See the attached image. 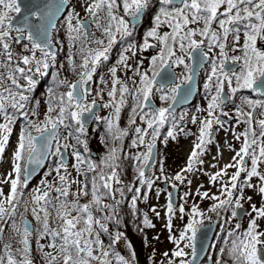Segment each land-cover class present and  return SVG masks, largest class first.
I'll list each match as a JSON object with an SVG mask.
<instances>
[{
    "label": "snow or ice",
    "instance_id": "6c2138e0",
    "mask_svg": "<svg viewBox=\"0 0 264 264\" xmlns=\"http://www.w3.org/2000/svg\"><path fill=\"white\" fill-rule=\"evenodd\" d=\"M124 16H118L114 10L120 7L117 0H91L85 6L86 13L95 21L96 28L102 29V35L107 40L105 45V39L94 38V33L89 30L88 21L82 20L79 13L74 9L68 11L65 17L66 29L68 33V39L70 42H75L80 37L85 40L91 39L92 43H95L99 48L95 51L89 50L87 56L82 59V63L79 65L81 71H79V79L75 82L69 83L67 80H60V84L67 85L68 91L60 94L57 98L55 106L52 100L47 101V115L45 121L42 124H37L31 120H28L29 113L22 112V115L27 121L25 132L21 134L18 147L14 153L12 161V172L8 174V179L0 181V183H10V193L7 197H4L2 191H0V221L7 223L6 217L13 219L15 217L16 204L18 197V187H26L29 177L36 172V168L29 170L27 165H36L37 167H43L44 161L50 155H56L60 157V162L55 169L59 176L61 186L56 187L55 191L59 194L55 199L58 202L59 207L56 209L57 218L62 221L59 230L50 229L49 227V215L46 207H41L39 212L36 207L32 209L33 217L42 224L43 232L41 235L48 234L52 237V243L49 247L57 250V255L46 253L45 258L47 264H58L59 260H62V264H92V261H97L98 264H111V261L107 259L110 255L109 251L103 249L102 241L99 239V233L94 231V226H98L100 231L108 232V228L101 219L94 218L92 213L93 206H101L103 197H108L113 201V204H103L100 210H111V215L103 217L104 220L114 221L119 223L116 218V206L121 203L124 198V188H113V183L121 184L119 179L117 168L118 165L115 161L118 159L117 148L112 147L109 149V153L102 163L109 167L111 171L104 173L103 170L97 173L99 165L86 160L80 151L74 150L72 155L76 160V164L73 167L80 172V166L87 164V171L93 172V178L91 181V192L88 191V185L84 184L82 187H78L75 192H70L71 185L73 183H79L78 181H70L67 175H60V170L64 169L67 173V164L65 163V157L61 152V148L65 151L70 147L67 143L60 145L57 140L56 130L58 125H64L65 127H74L75 139L78 144H83L85 149L87 148L86 141L81 139L87 133L86 123L87 120L102 119L96 116L94 113V107L96 100L93 99L91 103H85L88 95L91 93V88L88 86L93 79V75L97 71V67L103 62L109 59L108 53L113 44L116 43L117 35L121 38L131 36L132 29L136 26L135 23L130 25V22L125 19V16L131 17L132 21L140 22L142 17L152 6V0H121ZM71 0H55L42 7L38 4L32 5L27 9V14L22 13V7L19 0H0V44L7 55L9 62L12 61L13 55L11 51H8L10 45L5 42L13 31L14 22H19L22 27H16L14 30L17 33L15 42L22 43L25 39L31 43L32 57L23 56L21 62L23 65L28 66L35 62V69L33 75H26L25 67H20L19 64L14 69V72L8 75V79L11 80L12 85L16 88H23L17 79L16 74L26 81V88L24 91L31 92L37 81L35 74L41 76L47 74V70L50 67V63H54L56 60V52L52 47V31L56 28V19L59 14L67 10ZM160 7L157 14L154 16V26L146 33L142 49L149 47H155L156 45L150 44L148 38H153L160 45L159 52L156 56L151 58V75L148 71L140 72L139 68L135 69V75L139 77V84L136 85V81L133 80V84L136 85L134 90H130L127 85L123 84L117 77V67L113 66L109 69L112 77V88L108 92V96L112 98L109 103H106L104 107L114 108V119H107V127L109 132H112L116 128L114 120L119 119L121 107L125 104V94L131 95L134 101L132 108V117L130 124L136 123V116H139L140 120L147 124V129H152L151 138L153 142L147 144V151L144 153L135 154L132 159L138 161L136 171L138 173L137 180L140 185H146L151 189L154 181L151 178H146L145 169L149 166V161L153 157V151L155 148L154 141L159 134V127L164 125L169 116L172 114V104L168 107H160L158 109L152 108L149 105L150 98L153 96L154 89L160 93L159 99L167 102L169 100L175 103L180 89V84H172L170 87H165L161 84L159 88L156 87V77L161 76L162 71L170 67L171 65H183L190 73H194V69L185 62L187 59H192L193 54H199V50L202 46H207L209 52L213 48L219 49V60L213 59L211 64V74L208 76L209 83L204 85L205 89L211 88V82L215 78V94L211 95L210 102L208 104L207 112L208 118L201 121L199 128V135L197 142L194 144L191 154L188 158L187 165L180 173H177L174 177H164L165 181L168 179L179 181L183 183L186 179V173H192L197 171V164H202L201 157L207 149V145L213 142L212 130L213 125H219L223 127L224 122L217 116L216 110L221 109V106L226 100H231L232 96L229 95L226 98L221 96L224 87V81H227L231 85V77L228 73L224 72V64L229 59L226 52V41L230 34L234 44H238L240 41V25H243L245 31V41L242 46V56H232L230 59L233 63L242 61L241 71L232 73L237 81V87L232 89L235 93L238 89H250L253 92L264 96V50L257 48L258 40L264 41V0H159ZM107 10L105 25H101L98 13L103 10ZM13 14H18L14 17ZM32 17H36L40 20V23H33ZM220 17H223L222 19ZM73 20L76 21L73 24ZM214 23L218 24L219 31L212 28ZM162 25H167L171 31L161 33L159 30ZM190 25H197V27H190ZM202 25V27L200 26ZM200 37V39H196ZM133 46L124 51H130ZM43 53V59L35 58V51ZM237 47H233L232 51H237ZM83 51V48L81 49ZM208 54L203 53L201 60L207 59ZM90 57V58H89ZM128 57L121 53L118 63L124 67H128ZM69 65L72 70H76L74 61L69 56ZM63 67V65H61ZM27 72H33L32 67L27 68ZM57 74H54V79ZM223 77V79H221ZM165 79V77H161ZM193 79V75H187L183 77L182 82L187 83ZM103 82V78H101ZM117 85H120L117 89ZM4 91L8 92V97L0 94V113L4 114V119L7 123H0V157L5 151V146L8 143L9 135L11 134L10 125L14 122L15 116L8 115L6 113L4 101L10 99L12 101L11 107L17 111H22L29 97L24 94V91L13 93L10 89L5 88ZM51 92V90H49ZM119 91L120 99L117 101L116 95ZM37 106L39 101L36 102ZM247 103L251 107L264 104L259 100L246 99ZM59 108L58 116L54 119L50 114ZM139 110V111H137ZM65 113L68 115L66 116ZM88 113L89 116L85 118L84 114ZM32 115H36L33 110ZM222 115L227 116L228 113L222 112ZM237 115L247 116L248 119L245 123L251 125L252 113H243L237 108ZM70 118L74 122V125H66L65 120ZM192 122H196V117L192 118ZM260 132L257 133L254 129L249 127L244 133L240 134L244 137L243 144L239 151L233 156V163L225 165L223 169L209 176L210 182H217L224 175H226L227 168H235L236 171L231 175L229 183L222 184L221 195L225 198L221 199L220 196L209 195L208 192L198 193L202 198H208L215 203L207 210L208 212H216L219 215V209L227 210L232 207V217L235 218L238 215L236 209L242 208L241 201L244 199V188L254 187L251 183L253 177H258L260 181L264 182V175L258 170V164L264 162V119L259 120ZM51 126L52 131H49L48 126ZM29 128H34L36 132L40 133L39 142L36 136H33ZM147 129L137 126L134 131L136 138L132 140L133 147H139L145 144V135H147ZM182 131V130H181ZM116 133H113V139H121L127 135V131L119 130L116 128ZM47 133V135H45ZM73 133L69 132V136ZM240 135L235 138L240 139ZM167 138H175V132L169 130ZM57 141V147L55 151H51L52 141ZM101 142H104V138H101ZM39 143V146H38ZM25 153L27 154V165L22 167L21 162L25 160ZM251 160L250 169L247 167V159ZM23 173V180L21 174ZM241 173L245 174V179L240 180ZM14 174V178H13ZM98 177V180H97ZM190 184L191 181L189 180ZM48 188H52V185H47ZM175 187V184H173ZM103 189V191H101ZM39 191L38 189L36 190ZM128 192H133L131 197L130 207L135 210L137 200L140 198V187H127ZM261 195H264V183L258 188ZM119 193L121 200L116 199V193ZM91 195V201L86 204H79L80 196ZM49 191H44L42 194L34 195L33 201L36 205H40L41 201L45 204L50 203ZM74 199L69 200V196ZM185 197L188 193L184 194ZM171 197V193H169ZM61 197L63 199H61ZM147 197L145 196L144 199ZM248 199H251L249 197ZM7 205V207L5 206ZM184 207L179 208L181 214L184 213ZM40 212H43V219ZM75 212L76 215H72ZM155 212V209H153ZM252 212L256 213L246 229V231L240 235L235 232H229V236H235V239L231 241V248L229 250L234 264H264V231H259L257 219L264 217V207L257 209L252 206ZM158 216L159 213L157 212ZM174 215L173 204L170 202L167 205L168 223L167 227L171 231L172 216ZM250 215V213H249ZM210 217L206 216V213L199 209L197 205H193L190 211V219L185 225L184 229L180 232L179 237H169L174 244L177 245L175 251L171 253L172 257L180 258L179 264H195L197 260L196 241L197 234L200 232L204 225V219ZM143 224L146 227H153L151 221L147 215L143 218ZM12 227L15 231L20 232V229L16 227L15 220L13 219ZM240 227L239 224L236 225ZM4 232V228L0 226V234ZM32 233V227L30 222L24 220L21 243L23 244L22 251L27 254L29 249V236ZM122 233L117 232L112 243L119 241L122 238ZM59 239L60 244L57 248L56 240ZM181 242H185L184 247L190 251L186 252L184 248L179 247ZM93 245L100 247V255H95V249ZM7 264H17V261L11 254V246L5 245ZM111 247V245H109ZM131 248V244L128 245ZM223 251V249L221 250ZM165 257H168V253H164ZM118 264H130L129 260L115 253ZM191 256V259H185V257ZM133 260L135 259V253H132ZM0 264H5V258L0 257ZM22 264H32L30 259L25 258ZM168 264H175V261L171 258L168 259ZM217 264H220L217 261Z\"/></svg>",
    "mask_w": 264,
    "mask_h": 264
},
{
    "label": "rangeland",
    "instance_id": "374dc122",
    "mask_svg": "<svg viewBox=\"0 0 264 264\" xmlns=\"http://www.w3.org/2000/svg\"><path fill=\"white\" fill-rule=\"evenodd\" d=\"M156 1L159 2V0H152V5L157 4ZM90 2H91V0H73L72 5H71L72 7H71L70 11L72 9H74L77 13H79L80 18L82 20H86V16H88L90 14L86 13L85 6L87 3H90ZM159 7H160V4L155 5L149 9L147 16H146L147 23H146V26L144 28V32L142 30H137V31L133 32L132 36L134 37V39H132V41H131L132 44H130V42L127 41V40H131V38H132L131 36H127V38L123 37V38H126L125 43H128V46H133L131 49L132 51L134 50V48L136 49L135 52L132 54L129 51L131 56L130 55L127 56L125 54L128 57L127 62H130V61L136 62V58H138V56L141 53H147L148 57L144 61V64H147L148 61L149 62L151 61V57L155 56L156 52L157 53L159 52V50L151 52L150 48H147V49H144V51H141L138 47L144 43L143 40H145V38H146V33L149 30H151V28L154 26V16L157 14ZM114 12L118 16H124L125 15L124 12L117 11V9H115ZM106 16H107V14H106ZM65 17H64V19H62L59 22L60 25H62V24L66 25ZM220 18L222 19L223 17H220ZM104 20L107 23L106 17H104ZM75 23H76V21L73 20V24H75ZM200 26L202 27V25H200ZM215 26L217 27V25H215ZM194 27H197V25H194ZM159 31L161 33H164V32H170L171 29L167 25H162ZM16 36H17V33L14 30V37H15L14 38V47H16L19 44V43L15 42ZM59 38H61V37H59ZM148 39L150 40L149 41L150 44L159 45L156 42V40H154L153 38H148ZM25 40L22 42V44L25 42ZM135 41L137 43H134ZM258 43L259 42H257V44ZM136 44H138V46ZM24 48H26V47H24ZM257 48H258V46H257ZM18 49H19V51H21L20 49H22V48H18ZM241 52H242V50H241ZM113 55H114V53H113ZM242 55H243V52H242ZM24 56H29L31 58L32 54L29 55V53L28 54L25 53ZM40 56L41 55H39L38 52L35 51V58L37 59ZM59 56L64 61L63 54H59ZM109 56L111 57V60L114 61L113 64H114V66L117 67V70L118 69L122 70L123 74L121 73L120 75L117 76V73H116V77L123 84H125L127 86H129L128 84L132 85L133 80L136 81V85L139 84V77L138 76H136V75L132 76L134 79L125 77L123 65H120L118 63L119 56L115 57V58H112L111 55H109ZM40 59H42V58H40ZM213 59H217V60L219 59V52H216L212 56V59L210 61V65L212 64ZM227 61H230V60L228 59ZM185 62L188 64L189 59L186 58ZM237 63H239L241 65L242 61H239ZM146 68H149V67H147V65H145L144 69H146ZM151 68H152V66H151ZM139 70L142 71V68H140ZM185 71L187 72V70L184 68L183 65L178 66L177 73L182 74L181 76H178V83H180V84L184 83V82H182L183 77L189 75V72H187L188 74H185L183 76V72H185ZM239 72L240 71H238L236 73L238 74ZM210 74H211V70L209 71V68L205 67V69L203 70L202 75L200 77V81H201L200 89H201V91H214V90H216V89H214V87H215L214 85L216 84V81L214 78H213V81L211 82L210 90L205 89V87H204V85L206 83H209L208 76ZM229 76L231 77L232 87L233 88L236 87L237 81H236L235 77L232 76V74H230ZM111 79H112V77L110 75L109 82L112 81ZM116 87H117V89H119L120 85L116 86ZM132 87L135 88L134 86H132ZM111 88H112V84H110L108 87H105L104 89H106V91H110ZM154 92H155V89H154ZM117 93H119V91H117ZM44 100H45V102H47L50 100V98L46 97V98H44ZM102 104H103V102H102ZM4 105H5L6 113L10 116L14 115L15 120L10 125L12 131H11V134L9 135L8 143L5 146V151L2 154V157H0V181L8 179V174L12 172V161H13L14 153L18 147V143H19V139H20L21 134L25 132L24 126L22 124H20L19 121H17V120H19V115L18 114L16 115L17 111L11 107V102L10 103L6 102ZM104 105L105 104H103V109L101 111L102 117H105L108 112H109V116L111 115L110 114L111 112L114 113V108H111V107L106 108V107H104ZM261 107H262V115L260 116V120L264 119V104ZM50 115L53 118H55V114L51 113ZM44 117L45 116H41L39 119L40 121L38 120V122H36V123L42 124L43 123L42 119ZM122 117H123V112L121 110L119 118L122 119ZM131 117H132V115H131ZM120 119H118V120H120ZM24 120H26V119L24 118ZM44 120H45V118H44ZM121 122H122V120H121ZM0 123H7V121H5V119H4V114H2V113H0ZM134 126H135V128L137 126H139L141 128L147 129V124L144 122L141 123L138 120H136V123L134 124ZM147 130H148V132H147L146 137H149L147 139V141H148V143L153 142L152 138H151L152 129H147ZM28 131H30L32 133V135L34 133H37L34 128H32V129L29 128ZM159 136H160V134H158L157 138H159ZM220 139L222 140L223 137H221ZM57 140L60 142V145H63L65 143L70 145V139H68V134L66 131H62L58 135ZM163 145H164V147H168L170 144L169 143H163ZM178 145L179 144L170 145L168 148L169 152H171L173 155H176L177 157L179 156L180 152H178L176 154L174 152V150H175L174 148H178ZM55 146L57 147V142H56ZM143 149H144V145H140L139 147H133V148L131 146L130 158H132L135 154H137L138 151L139 152L143 151ZM68 150L70 153L71 165L69 168H67V173H65V171L63 169V170H61V174L62 175L64 174V175H67L68 177H70L72 175H75L76 174L75 172H77V176H78V171L73 167V165L76 164V160H75L74 156L72 155V152L75 149L72 150V148L69 147ZM54 151H55V149H54ZM227 151H228V153L225 150H220L218 152V158H215L214 156H213V158H205V160L207 162L206 167H203L202 164H198L200 166H196V168L198 169L197 171L185 174L186 175L185 181L178 185V187L180 188L179 194H178L179 202L177 201V204L173 207L174 208V215L172 216L171 231H169L168 227L166 226L168 223V216H167V206H165V204H167V202H168L169 194H168V190L163 189V187L161 188V186L165 183L164 177L171 178V177H174L177 173H179V172L174 171L172 169V167L170 166V164L172 162H178L179 158H170L171 155L169 156L170 159L161 158L160 164H159V166H156L154 173H156L160 169V170H163L165 172V175L158 182V188L157 189L155 188L157 200L155 199L156 196L154 195L153 196V206H151L150 210L148 211V215L150 217L147 216L148 219L151 221V224L153 225V227L144 226L143 220L140 222V225L141 226L143 225L142 230L144 231L143 232L144 238H142L144 249L148 252L149 255H151V257H153V261L156 264H168L169 258L174 260L175 264H179L180 258H175V257L171 256V253L176 250L177 245L174 244L172 242V240L169 239V237H170V235L174 236L176 238L179 237L180 232L184 229L185 225L187 224L188 220L190 219V217L188 215V211H189V209L191 211V208L194 204L197 205L200 210L204 211L206 213L207 217L213 216V218L218 223L221 224L220 235L215 238V241L213 243V249H212L211 254H210V256H212L211 258H213V260H214V264H217V261H219L220 264H224L226 262V260L231 257L229 250L231 248V241L233 239H235V236L230 237L229 232L230 231L235 232L238 229L236 227L237 221L231 215L232 207H229L227 210L219 209L218 210L219 215H217L216 212H208L207 210L213 205V203H215V201L208 199V198H202L201 195L198 194V193L208 192L210 196L211 195L218 196L217 193L221 194L222 184L229 183V179H230L231 175L236 171L235 168H228L227 170L229 172H226V175H224L217 182L213 183V182H210V180H209V176L211 175L210 174V167L212 165H214L213 169L215 171L218 168H220L219 170H221L225 167V165L233 163L232 158H233L234 154L229 149ZM26 158H27V154L25 153V159ZM219 158L221 159L220 161H219ZM247 159H248L247 167L250 169L251 160H250V158H247ZM22 162L24 163L25 160ZM23 163H21V164H23ZM23 166H24V164H23ZM57 166H58V164L51 165L49 171L50 170L55 171ZM180 167L183 168L184 166L180 165ZM257 170L262 175H264V162L258 164ZM131 171L132 170H130L126 174V176L129 178H134L137 174H133ZM13 178H14V174H13ZM244 179H245V174L241 173L240 180L243 181ZM189 180L191 181L190 184L188 183ZM170 183H172V182H170ZM251 183L254 185V187H251V188L245 187L244 188V193H243L244 199L241 201L243 208L246 209V214H247L246 226L249 224L250 220L256 216V213L252 212V206L254 205L257 209L264 207V195H261L258 191V188L264 182L260 181V179L258 177H253L251 180ZM128 186H130V185H128L124 181V187H123L124 188V198H129V196L131 194L130 192L127 191ZM37 189L39 190L38 192L36 191ZM44 190H45V183L37 182L31 188L26 190L25 192L23 191V187H18L17 191L22 193V196H21L22 199L26 200V202L31 203L32 206H30V207H31V209H33V207H36V206H34L35 203L33 201L34 195L42 194L44 192ZM0 191L3 192L4 197H7L8 194L10 193V183H0ZM150 192H151V189L147 188L145 196L149 197ZM185 193H188V195L186 197L184 195ZM119 196L120 195L116 193V199L117 200H120ZM158 197L160 198L159 200H158ZM220 197H221V199L225 198L224 196H220ZM249 197H251V199H248ZM17 199H18V197H17ZM181 206H183L184 210H185L183 214H181L179 212V208ZM36 208L38 210V207H36ZM153 209H155V212H153ZM128 212H129V214H128L129 216L134 215V214H138L132 208H129L128 211H126V213H128ZM157 212L159 213L158 216L156 215ZM122 213L125 214L124 208L123 207L119 208L117 206L116 207V217L121 216ZM249 213H250V215H249ZM205 219H207V218H205ZM205 219H204V221H205ZM257 224L259 226L258 230L264 231V217L258 218ZM2 225H3V221L0 222V226H2ZM246 226H245V228H246ZM127 228H128V226H127ZM127 228L124 226V229H121L123 234H125V233L127 234L129 232ZM10 231L14 233L15 230L13 229V227H10ZM41 239H42V237L39 236L37 239H35V242H34L35 245L37 244L38 249H45L46 253H49V251H50V252H54V254H56V252L51 247H49L50 243H52L51 240L49 238H47L46 240H44V239L41 240ZM128 240H129V238L122 237L118 241V246L122 250L121 252L123 254V257L124 258L126 257V259H128L129 261H133V258H132L133 252L128 247V245H129ZM184 244H185V242H181L179 247L184 248V250L186 252H189L190 250L188 248H185ZM222 249H223V251H221ZM5 252H6V250H5ZM164 253H168L169 256L165 257ZM3 256L5 257V264H7L6 253H4ZM190 258H191V256L185 257V259H190ZM19 259L23 260L21 257ZM15 260L19 263V260H17V259H15ZM45 264H47V262H45ZM59 264H62V263H59ZM229 264H234L233 259H231Z\"/></svg>",
    "mask_w": 264,
    "mask_h": 264
},
{
    "label": "flooded vegetation",
    "instance_id": "af4514ba",
    "mask_svg": "<svg viewBox=\"0 0 264 264\" xmlns=\"http://www.w3.org/2000/svg\"><path fill=\"white\" fill-rule=\"evenodd\" d=\"M118 5H120V7L117 8V11H122L123 12V8H122V2L117 1ZM158 5L159 2L156 1ZM152 5L151 7L155 6ZM149 11V10H148ZM142 17V20L140 22L135 23L136 26L132 29V33L137 31V30H142L144 32V28L146 26V16L147 13ZM107 14V10L103 9L98 13V17L100 20L101 25H105L106 21L104 20V17H106ZM125 19L128 20L130 22V25L133 24L134 22L132 21L131 17L125 16ZM86 20L88 21V27L89 30L94 33V38L97 39H105V37L102 35V29L98 30L96 28L95 25V21L93 20V18L88 15L86 16ZM218 27V24L215 23ZM241 31H240V41L238 44H234L233 39H232V34L229 35L227 41H226V52H227V56L229 57V62H231L232 60L230 59L232 56H242V52L239 49H242L241 47L244 44L245 41V36H244V27L243 25H240ZM217 31H219V28L217 29ZM131 40H128V42H130V44H132V39H134V37L131 35ZM127 38V37H126ZM126 38H121L119 35H117L116 38V43L112 45L108 56L111 55L112 58L115 57H120L121 53L126 54L127 56L130 55L132 53L135 52V48L134 50H130L131 54L129 53V51L125 52L124 50L129 48L128 43H125ZM63 39L65 41H67L64 50L66 52L69 53V50H75L76 53L80 56H78V58L73 59L74 64L76 66V70L73 71L72 67L69 65V63L65 64L64 66V77L63 80H67L69 83H72L76 80L79 79V71H81L79 65L82 63V59L88 55L89 50H97L99 48L98 45H96L95 43L91 42V39L89 40H85L83 37H80L79 39H77L74 43L70 42L68 39V36L63 37ZM142 40V39H141ZM144 41V40H143ZM148 41H150L148 39ZM10 47L8 49V51H14V29L11 32L10 36L8 38H6V41ZM157 42V41H156ZM259 43L257 44L259 50H264V41H258ZM134 43H137L136 41ZM133 43V44H134ZM158 43V42H157ZM107 44V40L105 39V45ZM138 46V44H136ZM143 44H141V46H138L139 49L141 51H144V49H142ZM237 47V51L233 52L232 48L233 47ZM83 48V51H81V49ZM151 52L152 51H157L160 49V45H157L155 47H149ZM119 49V50H118ZM204 51L205 53L208 54V61L206 63L207 68H209V71L211 70V65H210V61L212 59V56L216 53L219 52L218 48H213L211 52H209L207 46H204ZM114 53V55H113ZM158 53H155V56ZM13 58L12 61L9 62L7 59V55L5 53V50L3 49L2 44H0V89L3 93H5L6 91H4L5 88H14V85H12L11 81H8L7 77L10 73L14 72V52H12ZM148 57L147 53H141L138 58H136V62L135 61H130L127 62L128 67H124L123 66V70H124V75L126 78H133L132 76H135V72L134 70L137 68H142V71L139 70L140 72H144V71H148L149 75H151V63L148 61L147 64H144L145 59ZM153 57V56H152ZM151 57V58H152ZM90 58V57H89ZM128 60V59H127ZM219 60V59H218ZM114 61L111 60V57L109 56V59L107 61H103L98 67H97V71L96 73L93 75V79L90 82V84L88 85L91 88V93L90 95H88L87 100L84 101L85 103H91V101L93 99L96 100V103H100V105L102 106L103 109V104L109 103L112 98L108 96V92L106 91V89H104L105 87H108L110 84H112V81L109 82V77H110V72L109 69L112 68L114 66L113 64ZM228 62V61H226ZM225 62V63H226ZM237 63V62H235ZM188 64L191 66V59H189ZM145 65H147V67L149 68H145ZM225 65V64H224ZM63 68V67H62ZM169 71L171 73L174 74L175 76V80L172 83L167 84L165 87H170L172 84H176L178 83V76H181L182 74L177 73V69L178 66L177 65H171L169 67ZM205 69V68H204ZM203 69V70H204ZM202 70V72H203ZM238 71H241V65L237 70H233V71H224L226 73H228V75L232 74V73H236ZM187 72H189L187 70ZM186 71L183 72V76L185 74H188ZM123 74L122 70L118 69L117 70V76L120 74ZM190 75V72H189ZM230 77V76H229ZM101 78H103V82L101 80ZM134 79V78H133ZM215 79V78H214ZM221 79H223V77H221ZM112 80V79H111ZM167 80V79H166ZM108 83V84H107ZM180 84V83H179ZM183 84V83H181ZM180 84V85H181ZM128 88L130 90H134V88L132 86H136L134 84H128ZM119 86V85H117ZM161 85H156L157 88H159ZM215 86V85H214ZM237 87V86H236ZM234 87V88H236ZM200 88V87H199ZM61 89L63 90V93H66L69 89L67 87V85H62ZM215 89V87H214ZM232 84L229 85V83L227 81H224V87H223V92L221 93V96L223 98L228 97L229 95L232 96L231 100H226V102L221 106V109H217L216 110V115L219 116L220 120L224 122L223 127H220L219 125H213V130H212V140L213 142L209 145H207V149L205 151V153L203 154L202 158H213V156L215 158H218V152L220 150H225L228 153V149L231 150L233 152V154L235 155V153L237 151L240 150L242 144H243V140L244 137L240 134L244 133L246 129H248L249 127H251L252 129L255 130V132L258 134V130H259V120H260V111H262V105H258L256 107H251L249 106L247 103H245L246 99H250V100H259L264 102V97H262L261 95H259L256 92L251 91L250 89H244V88H240L238 89L235 93L232 92ZM11 92L14 93L13 89H10ZM8 93V92H7ZM118 95H116V100L118 101L120 99V94L117 93ZM215 94V90L214 91H201L200 89L198 90L195 98H193L192 101H188L187 98H184L182 100H180L179 102H177V104H179V109H176L174 111L171 110V115L168 118V121L159 127V138H157V140L154 142V144L157 145L158 147V154H157V163L156 166H159L160 164V160L161 158H169V156L171 155L170 158H187L184 161H180L181 163H177V165H181V166H186L187 165V161L188 158L191 154V151L193 149L194 144L197 142V137L199 135V128L201 126V121L204 120L205 118H208V112H207V108H208V104L210 102V98L211 95ZM178 95V93L176 94V96ZM160 93L159 92H154L153 96L151 97L153 99L154 102V106L152 108H160V107H168L169 104H174L173 101L169 100L167 102L161 101L159 99ZM100 100V101H99ZM103 104H102V102ZM125 104L121 107V110L123 112V117L122 119L118 120H114V122H116V128H118L119 130L123 129L124 131H127V135L124 136L125 137V141H129L130 138H133L136 136L135 133H133V128L132 126H134V124H130V119H131V115H133L132 113V108L134 106V101L131 95L125 94ZM113 108V107H111ZM237 108H239L243 113L247 114L249 112L252 113V123L251 125H249L248 123H245L244 121L248 119V117L245 116H240L238 117L237 115ZM102 111V110H101ZM139 111V110H137ZM222 112H226L228 113L227 116L222 115ZM102 112H99L97 114V116L101 117L102 119L100 120H93L91 122V125L87 126L86 128H96V127H101V128H105L106 130H108L107 127V123L106 120L104 118L107 119H114L113 116V112H111L110 116H109V112L106 114L105 117L101 116ZM196 117V122L193 123L192 122V118ZM139 116H136V120H139ZM68 122L69 120L71 121V119L69 118L66 119ZM122 120V122H121ZM141 121V120H140ZM71 124L74 125V122L71 121ZM70 124V125H71ZM116 128L113 129L112 132H110L113 136V133H116L118 135V133L116 132ZM169 130H173L175 132V138H167L166 142H165V138L167 137V133ZM182 130V131H181ZM237 135H240V139L237 140L235 137ZM145 135V144H144V149H143V153L147 151V144L148 141L146 139ZM223 137V139L221 140L220 138ZM123 138V137H122ZM121 138V139H122ZM121 139H115V141H119ZM190 139L192 141V145L190 147L186 146V142L187 140ZM163 143H169L170 145H175V144H179L178 148H174V152L177 154L178 152H180L179 156L177 157L176 155H173L171 152H169L168 147H164ZM232 156V155H231ZM160 170V169H159ZM157 171V174L159 176L164 175L163 170ZM45 177V176H43ZM40 178L38 179L39 181L43 179ZM78 177V184L76 187L74 188H70V190L76 191L78 187H82L80 185V177ZM44 180L46 181V184L48 185H52V188L54 189L52 194L53 197V201L57 204H55L56 207H59L58 202L56 201V197L59 195L56 191L55 188L56 187H60L61 184L59 181H51L53 179L49 178V177H45ZM169 185H173L169 183ZM178 185V184H176ZM163 187V185L161 186V188ZM179 188V187H178ZM50 188H48L49 190ZM180 190V188H179ZM179 194V192H178ZM61 199H63L61 197ZM69 200H71L70 196H69ZM103 204H113V203H109V202H101V206H93L92 207V213L94 218L97 219H101V221L103 223L106 224L107 228H108V232H103L100 231L98 226H94V231L101 233L102 236L105 238V241L110 239L112 240L114 237V230H113V224L114 221H107L104 220L103 217L107 216V215H111V210L110 209H105L103 211L100 210V207H102ZM43 207H46L48 212L50 210L49 208V203L45 204L44 202L42 203ZM20 208H15V217L13 218L15 220L16 223V227L19 228L21 230L22 233V229H23V219L26 216H20L18 213ZM76 215V213H75ZM188 215L190 217V209L188 211ZM247 214L244 215L243 219H242V224H240L239 220L237 219V223L240 225V227L236 230V234L240 235L243 232V228H245L246 226V219H247ZM121 216L116 217L119 220V223H117L118 226H126V224L124 225L121 222ZM13 219H8V228L10 229V227H12V223H13ZM49 227H50V220H49ZM248 227V225L246 226V228ZM6 233V236H5ZM111 233V234H110ZM8 230H6V227L4 226V232H3V237L2 239H0V257H2V253L5 251V245H10L13 246L14 243V249L16 247L19 246L18 244V238L20 237L19 235L14 236V238H9L8 237ZM1 235V234H0ZM46 236H48V234H45ZM22 236V235H21ZM29 242L30 245L29 249H32V242L35 240L34 236H29ZM27 255H29L30 257H32L33 253L31 251H29L27 253Z\"/></svg>",
    "mask_w": 264,
    "mask_h": 264
},
{
    "label": "trees",
    "instance_id": "16d2710c",
    "mask_svg": "<svg viewBox=\"0 0 264 264\" xmlns=\"http://www.w3.org/2000/svg\"><path fill=\"white\" fill-rule=\"evenodd\" d=\"M17 64H19V66H23L22 62H21V56L19 57H15L14 56V69L17 66ZM17 79L19 81V83L22 85V79L20 74L17 75ZM20 76V77H19ZM15 86V85H14ZM22 90H24V88H21ZM29 94V100L26 102L27 105V109L30 108H35L37 106V101H39V104L41 103V98H40V93H39V89H34L33 93H27ZM57 100V99H56ZM36 109V108H35ZM37 112V111H36ZM104 138V142H98V141H92L91 138L86 139V144H87V148L88 146H94L95 150L98 153V160L95 159H91V161H93V163L99 165V167L97 168V173L100 172L101 170H103L104 173H109L111 171V169L109 167H107L106 165H104L102 163V160L104 159V157H106L109 153V149L112 147H116L117 148V153L116 155L118 156V159L115 161V163L118 165L117 173L119 175V178H121V182H126L128 185L132 186V182H131V178L127 177L126 175H124L126 172H129L130 170H132L134 167H137L138 165V161L133 160L132 158H128V155L131 154V146L132 145H125L121 140L119 141H115L111 136L110 133H106V136L103 137ZM81 147H84L83 144H80ZM87 148L85 150H87ZM133 148V146H132ZM131 156V155H130ZM94 173L93 172H86V180H87V184L89 187H91V181L93 178ZM98 180V177H97ZM118 188L117 186L114 187V189ZM103 191V189L101 190ZM130 199L127 200V198H123V200L121 201V205L123 203H129L131 201V197L133 192H130ZM120 200L121 197L119 196ZM91 195L89 194L87 197L85 196L84 200L82 198V196H80L79 198V204H84L86 201L90 202L91 201ZM108 201L110 202L111 200L108 197H103L102 200ZM102 202V201H101ZM113 202V201H112ZM119 204V205H120ZM121 215H125L124 213H122ZM113 229L115 234L118 231V227H117V223L113 224ZM128 229V228H127ZM129 232L128 237H129V244H131V250L132 252L135 253V259L132 261L133 264H156L153 261V257H151V255L148 254V252L144 249L143 246V241H142V233L139 232L138 234V225L133 224L132 228L130 230H128ZM111 234V233H110ZM144 238V236H143ZM99 239L102 241L103 244V249L109 251L110 255L107 257V259L109 261H111V264H118L115 253H118L120 256H123V254H121V250L118 247V244L115 242L114 244L112 243V240L108 239L106 240V242H104L100 237ZM109 245H111V247H109ZM98 248H100L99 246H97ZM100 255V254H99ZM98 255V256H99ZM131 262V261H130ZM62 263V260L58 261V264ZM92 264H98L97 261H92Z\"/></svg>",
    "mask_w": 264,
    "mask_h": 264
},
{
    "label": "water",
    "instance_id": "95a60500",
    "mask_svg": "<svg viewBox=\"0 0 264 264\" xmlns=\"http://www.w3.org/2000/svg\"><path fill=\"white\" fill-rule=\"evenodd\" d=\"M19 2H20L21 7H22V13L27 14V9L32 7V5L38 4L42 7L43 5H45L47 3L55 2V0H19ZM178 2H179V0H177V3ZM65 11L58 15V17L55 21L56 25H57L58 19L65 13ZM17 15L18 14H16L14 17H16ZM31 19H32L33 23H36V24L40 23V20H38L36 17H32ZM14 27H22V25L17 21V22H14L13 28ZM51 35H53V31H52ZM52 47H53V50L56 51V46L54 45L53 42H52ZM202 56H203L202 55V48L199 50V54H197V53L193 54V58H192V69H194V73H192L193 79L180 88V92L177 96L176 102L173 104L171 110H173L178 105L177 102H179L181 99L188 98V100H189L194 96V93L197 89V82H198V76L200 73V69L206 63V59L203 60L202 62L198 63V61L201 60ZM169 70H170L169 67L165 68L162 71L161 76L156 77L157 84H160V85L164 84V86H166L167 84L174 82L175 76ZM162 76L165 77V79L162 80L161 79ZM149 105L154 106V104L151 100L149 101ZM93 110H94V113L99 111L100 105L96 104ZM84 116H85V118H87L89 116V114L85 113ZM91 120L92 119L87 120L86 125ZM59 129H60V125H58V127H57L56 135H57ZM49 131H52V129L50 128ZM40 135H41L40 133L35 135L37 137L38 142H39ZM45 135H47V133H45ZM53 144H54V140L52 141L51 150H52ZM38 146H39V143H38ZM61 152L63 153V155L65 157V163H68V161H69L68 152L65 151L64 149H62ZM48 158L44 161L43 167H37L36 165H27L26 164L28 166L29 170H31L32 168H36V172L29 177L28 181H31L40 175V172L45 167ZM154 160H155V158H154V152H153V157L149 161V166L146 168V170L154 163ZM242 213H243V211H241L240 214H238V216L240 217L242 215ZM28 222H30V221L28 220ZM216 226H217L216 223H212L208 227L203 226L201 228L200 232H198L197 241H196L197 260H196L195 264H199L204 259L205 255L207 254L209 247H210V244L212 243V240L214 237V232H215ZM207 264H211V263H207Z\"/></svg>",
    "mask_w": 264,
    "mask_h": 264
},
{
    "label": "bare ground",
    "instance_id": "6f19581e",
    "mask_svg": "<svg viewBox=\"0 0 264 264\" xmlns=\"http://www.w3.org/2000/svg\"><path fill=\"white\" fill-rule=\"evenodd\" d=\"M217 29H218V27H217ZM208 60V58L206 59V61ZM207 63V62H206ZM206 63L204 64V68H205V66H206ZM190 75H192V73L190 74ZM181 88V87H180ZM180 92V89L178 90V93ZM187 158H179V161H184V160H186ZM243 208V207H242ZM242 208H239V209H236V211L238 212V214H240V212H241V210H242ZM220 221V220H219ZM211 223L209 222V221H207L206 223H204V225L203 226H206V227H208L209 225H210ZM246 229L247 228H243V233L246 231ZM220 231H221V224L219 223L217 226H216V229H215V232H214V236H219L220 235Z\"/></svg>",
    "mask_w": 264,
    "mask_h": 264
}]
</instances>
